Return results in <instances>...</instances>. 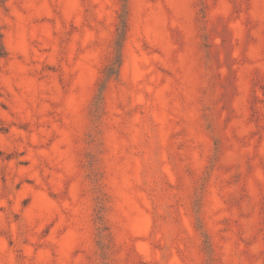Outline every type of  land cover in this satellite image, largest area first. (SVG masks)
Wrapping results in <instances>:
<instances>
[{"label": "rangeland", "instance_id": "obj_1", "mask_svg": "<svg viewBox=\"0 0 264 264\" xmlns=\"http://www.w3.org/2000/svg\"><path fill=\"white\" fill-rule=\"evenodd\" d=\"M0 264H264V0H0Z\"/></svg>", "mask_w": 264, "mask_h": 264}]
</instances>
